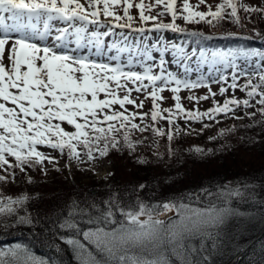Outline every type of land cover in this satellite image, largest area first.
<instances>
[{
	"label": "snow or ice",
	"instance_id": "obj_1",
	"mask_svg": "<svg viewBox=\"0 0 264 264\" xmlns=\"http://www.w3.org/2000/svg\"><path fill=\"white\" fill-rule=\"evenodd\" d=\"M199 2L203 4L205 0ZM121 6L123 15L117 13V8ZM160 6H163V11L157 15L146 14ZM133 7L139 10L141 22H154L148 31L170 29L184 32L185 29L175 23L178 18L189 24H212L213 21L219 23L228 18L231 23L240 25V10L264 14V7H252L243 4L241 0H222L214 11L209 8L207 12L193 10L189 0H183L180 8L177 0H154V4H146L144 0L136 4L132 0H85L84 3L81 0H0V168L7 165L9 168H20L24 171L26 167L43 165L46 160L52 163L54 158L38 150V146L58 150L62 155L66 151L70 160L81 159V152L77 149L82 147L86 150L84 155L91 161L94 159V148L101 143L103 147L97 149L101 157L107 155L109 146L118 147L120 141L117 136L121 134V130L124 144L133 149L131 133L149 129L147 124L142 127L132 122L137 117L136 113L125 114L126 105H136L137 108L144 106L142 101L137 104L130 98L133 91H144L151 98L152 121L166 119L169 125H174V118L180 115L186 116L188 120L199 121L204 117L213 119L221 113H234L232 106L253 107L250 101L255 97H259L256 103L261 105L259 111L264 114V69H261L260 64H256L255 70L250 73L258 76L259 83L254 84L249 79L248 83L239 86L248 99H226L222 106L217 104L206 112H199L182 107L178 93L181 86L195 89L208 85L203 77L191 81L178 78L176 73L166 72L163 59L166 46L157 49L161 57L157 65L158 74H154L151 64H145V61L153 60L147 45L143 48L138 44L125 47L116 43L110 45L109 49L115 48L117 52L109 57L110 60L117 61L114 67L107 63L90 61L86 56L57 54L55 48H65L73 42L70 37H74L75 50L94 46L97 54H100L102 36L113 34V28H132L134 18L130 9ZM178 12L181 13L179 17ZM165 14H169L173 22L157 23L158 16ZM101 16L110 19L102 22ZM207 17L211 19H206ZM54 22H62L65 26L55 27ZM89 25L97 29L111 26L107 31L100 32L89 31ZM53 31L57 33L53 37L54 47H39L30 42L36 38L45 40ZM135 31L144 33L145 28ZM12 34L18 36L13 38ZM172 48L174 62L177 64L181 59L189 58L183 47L173 45ZM125 52L129 54L126 65L119 62L120 54ZM133 54L141 58L139 67L143 71L132 70ZM250 56H259L264 60V53L258 51H213L209 58L201 50L198 64L208 63L210 67L223 64L226 68H232L233 83L229 87L235 89L238 86L235 69L239 67L236 60L238 57L247 60ZM5 59L8 61L7 65ZM184 70L185 73L189 71L187 65ZM246 74H249L247 68L239 71L240 76ZM219 79L227 78L221 75ZM145 81L148 83H144ZM173 83L176 86L170 90L175 101V111L171 108L162 109L159 102L163 97L160 93ZM150 86L151 91H147ZM121 91L124 92L122 97L119 94ZM226 91V88H220L221 95ZM100 94H103V99L99 98ZM212 95L215 96V93ZM189 99L206 100L208 97L190 96ZM114 105H119L123 111L113 110ZM162 113L169 115L164 117ZM147 115L149 114L144 113L139 118L143 120ZM64 124L72 126L74 130H66L62 126ZM175 127L179 132V127ZM151 130L156 136H167L169 141L173 139L171 131L165 132L160 128ZM194 151L201 152L202 149L197 148ZM9 157H14V163H9ZM6 179L5 176H0V181ZM233 194L238 193L224 195ZM27 199V196L0 199V213L13 214L16 211L13 206L23 204ZM159 207H150L140 202L128 210L121 208L119 213L123 219L117 218L115 212L109 208L101 211L95 218L89 216L87 222L94 227L82 232L83 240L87 243L78 239H68L65 242L73 246L78 264H175L176 261L185 264L184 254L189 251L186 241L201 226L221 225L230 214L229 209L213 203L202 208L185 203L178 206L164 203L162 211L157 210ZM172 211L176 212L178 219L162 218L165 213ZM66 226L77 228L74 223H67ZM0 264L46 262L35 256L26 246L17 244L0 248ZM187 264H192V261L188 260Z\"/></svg>",
	"mask_w": 264,
	"mask_h": 264
},
{
	"label": "trees",
	"instance_id": "obj_2",
	"mask_svg": "<svg viewBox=\"0 0 264 264\" xmlns=\"http://www.w3.org/2000/svg\"><path fill=\"white\" fill-rule=\"evenodd\" d=\"M221 2L222 0H216L212 10ZM241 2L252 7H264V1L260 0ZM182 4V1L177 3L178 8ZM193 10L206 12L201 9ZM162 11L163 6H160L156 15ZM117 13L123 15L121 7L117 8ZM131 15L134 18L132 28H117L118 38L125 31L148 38L156 36L162 41L169 33L173 34V40L183 48L264 53L262 13L240 10V25L231 23L228 18L219 23L213 21L212 24H189L178 18L175 23L185 29L184 32L170 29L148 31L152 28L153 21L141 22L139 10ZM180 15L178 12V17ZM156 22L173 21L169 14H165L158 16ZM54 26L65 25L54 22ZM110 26L97 29L89 25V31L103 32ZM141 27L145 28L144 33L135 31ZM56 34L53 31L49 36L50 40ZM70 39L72 41L74 37ZM248 81L242 79L236 82L241 95L234 97L235 99H248L239 87ZM251 81L259 83L258 76ZM99 98L103 99V94ZM257 99L259 97L250 101L253 107L232 106L234 113H221L213 119L204 117L196 121L188 120L183 115L177 116L174 118V125L179 127L177 132L176 127L169 125L166 119L155 122L151 120L152 101L149 98L148 108H144L132 121L142 127L149 125L147 131L131 133L133 149L124 144L123 130L117 136L120 141L118 147L109 146L107 155L101 157L97 150L103 147L102 143L94 148V160L104 158L111 164V172L105 180L83 181L73 177L67 180V163L74 159L70 160L66 151L62 155L58 150L45 146H38V150H47L49 153H44L54 158L53 177L50 181L40 174L41 165L26 167L24 171L5 165L0 168V176L7 178L6 181H0V199L22 196H27L28 199L23 204L14 205L16 211L13 214L0 213V248L19 244L26 246L46 264H78L73 246L65 241L78 239L87 243L83 240L82 232L94 227L87 222L89 216L95 218L101 211L111 208L117 218L123 219L119 209L128 210L140 202L150 207L160 206L158 211H162L164 203L177 206L185 203L201 208L213 203L229 209L230 214L221 225L201 226L186 241L189 251L184 254L185 264L188 260L192 264H264V114L259 111L261 105L256 103ZM204 101L206 100H193L190 106L182 107L199 112L215 107L213 104H203ZM219 102L216 104L222 106L223 103ZM125 107L126 115L133 113V109L127 105ZM160 107L175 111V105L166 101ZM113 110L123 111L119 105H114ZM144 113L149 115L141 120L139 117ZM162 115L167 117L169 114ZM62 126L68 131L74 130L72 126ZM152 128L171 131L173 139L169 141L167 136L154 135ZM197 148L202 151H194ZM77 150L81 152V157L87 159L85 149L80 147ZM8 159L10 164L14 163V157ZM60 162L64 165H60ZM80 170L77 169L76 173ZM225 193L238 194L224 195ZM178 218L176 212L172 211L171 215L163 219ZM67 223H74L77 228H69ZM175 264H179V261Z\"/></svg>",
	"mask_w": 264,
	"mask_h": 264
},
{
	"label": "rangeland",
	"instance_id": "obj_3",
	"mask_svg": "<svg viewBox=\"0 0 264 264\" xmlns=\"http://www.w3.org/2000/svg\"><path fill=\"white\" fill-rule=\"evenodd\" d=\"M180 1L183 2V0H177V3ZM216 0H205L203 4H200L199 0H189V3L193 5V9H201L203 11H208L209 8L213 9L214 4ZM256 1V0H252ZM264 1V0H260ZM82 3L85 2V0H81ZM133 4L139 3L140 0H132ZM146 4H154V0H144ZM198 6V7H197ZM122 8V6H121ZM159 8V7H158ZM158 8L154 7L150 13V15H156V12ZM123 10V8H122ZM137 8L133 7L130 9V14L135 13ZM110 18H104V20H109ZM122 23L124 21H121ZM116 34L113 33L112 35H108L103 39V44L100 46V54H97V50L94 46H87L78 50L76 49L75 43H69L67 47L65 48H55L57 54H69V55H75V56H86L90 61H94L96 63H107L110 66H116L117 61L110 60V56H114L117 54L116 49L112 48L109 49V46L116 43H109L108 40L109 38L115 36ZM18 34H12L13 38H16ZM34 41V42H33ZM30 42L36 43L39 47H44V46H53L54 43L52 40L47 41L46 40H40L38 38L32 39ZM119 44L120 43H116ZM139 45L141 48H143L144 45H147L149 48V51H151L153 60L152 61H145V64H151L153 67L154 74L159 73V68L157 65L159 64L160 61V52L157 51L159 48H164L165 46L167 47V50L163 54V59L165 60L164 68L166 72H173L176 73L178 78L180 79H188L191 81H196L199 78L203 77L204 82L208 85L207 87H197L195 89H186L183 86H181L180 92L178 95L180 96V103L181 105L185 106H190L193 104V100H190L189 97H201V96H207L208 99L203 102L205 105H212L216 106L220 100L224 99L223 101L227 99H232V97L240 96L241 93L239 92L238 88L232 89L229 87L233 83L232 81V74H233V69L232 68H226L223 64H217L215 66L210 67L208 63H200L198 64V61L200 59V51H191L190 49L186 51L188 55V59H181L180 63L177 64L174 62V57H173V45L179 46L178 42L173 40V34L167 33V36L163 38V41H159L158 37L153 36L150 39L146 41L138 39H134L131 42L124 43L120 45V47H125L127 45ZM155 46V47H153ZM75 50V51H74ZM195 52V55H192V53ZM213 51H208L206 54L208 57H211V53ZM7 55V52H6ZM121 59L120 63L126 65L127 61L129 59V54L127 52L121 53L120 54ZM140 57H136L133 54V69L134 71H143L142 68L139 67V61ZM179 59V58H177ZM5 63L8 64L7 59H5ZM236 64L239 66L235 71L237 72V80L236 82H240L242 79L243 81L253 79L254 75H250L252 71L255 70V65L260 64L261 69L264 66V60L257 59L256 56L253 57H248L247 60L244 57H238L236 60ZM185 65H187L189 71L185 73ZM247 68L249 70V74H246L244 76L239 75V71L241 69ZM127 70V68H125ZM223 75L226 77V80H220L219 77ZM144 83H148L145 81ZM129 86H132L129 84ZM160 86V82H157V87ZM176 85L173 83L170 85L168 88H165V90L160 93V95L163 97L162 101H160V104H163L164 101H166L169 104L175 105V101L173 100V93L171 92L170 88L175 87ZM224 87L227 89V91L221 95L220 94V88ZM147 91H151V86ZM212 93H215V96L212 95ZM120 96L124 95V92L121 91ZM231 94V95H230ZM232 96V97H231ZM230 97V98H229ZM131 99L135 100L138 103L141 101L143 102V107L142 108H137L136 105H127L129 108L133 109V113H140L144 108H148L149 106V98L146 96V93L144 91L141 92H135L133 91L131 93ZM215 100V101H214ZM223 101L219 103H223ZM39 149V148H38ZM46 154L49 153L47 150H43ZM60 165H64L63 162L59 163ZM42 169H40V174L44 176L47 180H52L53 177V162L49 163L47 160L41 165ZM66 178L67 180H70V177L73 178H81L83 181H89L92 179H98V180H105L108 178L110 172H111V164L109 161H107L104 158L101 159H93L91 161L83 157H81L80 160H73L67 163V168H66ZM77 169H81L79 173H76ZM87 175V176H86ZM172 212H167L164 214L162 218L168 217L171 215Z\"/></svg>",
	"mask_w": 264,
	"mask_h": 264
}]
</instances>
